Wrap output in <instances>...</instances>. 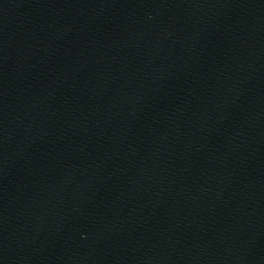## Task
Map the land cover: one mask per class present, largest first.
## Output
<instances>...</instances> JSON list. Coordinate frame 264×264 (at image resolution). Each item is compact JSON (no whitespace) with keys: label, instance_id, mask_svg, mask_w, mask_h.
<instances>
[{"label":"water","instance_id":"1","mask_svg":"<svg viewBox=\"0 0 264 264\" xmlns=\"http://www.w3.org/2000/svg\"><path fill=\"white\" fill-rule=\"evenodd\" d=\"M0 264H264V0H0Z\"/></svg>","mask_w":264,"mask_h":264}]
</instances>
